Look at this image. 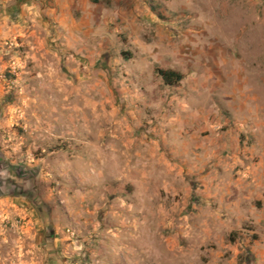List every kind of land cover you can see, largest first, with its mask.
<instances>
[{"label": "rangeland", "instance_id": "1", "mask_svg": "<svg viewBox=\"0 0 264 264\" xmlns=\"http://www.w3.org/2000/svg\"><path fill=\"white\" fill-rule=\"evenodd\" d=\"M169 5L208 45L187 54L218 111L190 150L141 141L157 116L129 112L111 68L0 39V264H264V9ZM144 167L163 175L135 187Z\"/></svg>", "mask_w": 264, "mask_h": 264}, {"label": "crops", "instance_id": "2", "mask_svg": "<svg viewBox=\"0 0 264 264\" xmlns=\"http://www.w3.org/2000/svg\"><path fill=\"white\" fill-rule=\"evenodd\" d=\"M240 1L254 3L257 17L263 13L264 0ZM170 2L173 0H0V39L15 36L23 45L45 41L48 48L61 51L65 61L93 66L101 75L111 68L112 92L126 99L129 112L157 116H148L149 123L138 127L147 136L141 141L151 147L179 144L190 150L199 146L202 131L215 132L218 111L207 108L215 95H204L212 75L205 74L202 82L191 68L194 56L209 57L208 45L201 47L194 38L184 43L187 29L165 20ZM41 34L47 39L40 40ZM156 67L179 72L183 78L176 85H165ZM120 104L124 106V102ZM165 172L164 176L171 175ZM134 175L139 179L135 187H147L163 173L144 167Z\"/></svg>", "mask_w": 264, "mask_h": 264}, {"label": "trees", "instance_id": "3", "mask_svg": "<svg viewBox=\"0 0 264 264\" xmlns=\"http://www.w3.org/2000/svg\"><path fill=\"white\" fill-rule=\"evenodd\" d=\"M155 72L162 79L163 84L168 86H173L178 84L183 78V75L181 73L171 69H162L156 67Z\"/></svg>", "mask_w": 264, "mask_h": 264}]
</instances>
